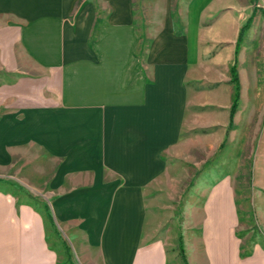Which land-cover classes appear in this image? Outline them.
<instances>
[{
  "label": "crops",
  "instance_id": "1",
  "mask_svg": "<svg viewBox=\"0 0 264 264\" xmlns=\"http://www.w3.org/2000/svg\"><path fill=\"white\" fill-rule=\"evenodd\" d=\"M94 1L0 0V264H264V0H209L229 2L213 41L230 91L208 101L226 124L198 139L183 136L189 37L173 35L174 0L159 31L151 0L139 22L133 0ZM196 140L225 148L195 186L181 256L158 236L173 208L157 195L189 174L166 161L189 162Z\"/></svg>",
  "mask_w": 264,
  "mask_h": 264
},
{
  "label": "rangeland",
  "instance_id": "2",
  "mask_svg": "<svg viewBox=\"0 0 264 264\" xmlns=\"http://www.w3.org/2000/svg\"><path fill=\"white\" fill-rule=\"evenodd\" d=\"M94 2L96 5V0ZM133 2L135 4L136 19L139 22L140 9L143 10V6L147 1L133 0ZM228 3L226 1L210 2L209 0H187L186 2L174 0L172 2L173 35L181 37L187 34L189 37V64L183 84L189 91L190 104L187 112V126L183 132L184 137H190L191 139L208 137L211 132H216L227 122L222 110H217L208 101L210 96H215V94L220 97L221 101H224L226 91H230L226 82L229 78L227 66L224 63L215 62L214 59L222 50V45L213 41L216 35H219V26L215 23L216 14L214 10L218 9L220 5ZM141 4L142 7L140 8ZM167 7V0H151L148 4V8L152 10L153 16L156 17L157 25L155 29H158V31L161 29ZM96 8L100 10L98 5ZM152 35H155V32ZM217 57L219 62H225L224 59L229 57V52H223ZM209 132L210 135H208ZM200 145L197 140L190 143L189 162L176 158H169L166 161L169 166H174V169L177 167L184 168V170L188 169L189 174L181 176L175 170L172 178L173 188L166 195V201L165 198L162 199V194L157 195L159 204H166L168 209L169 207L173 208L172 211L170 210L172 220L167 218L165 224L158 227V236L166 234L167 237H172L175 239L177 247L179 245L177 238L180 235H186L189 231L192 232L193 228L195 229L192 225L193 222H191L192 216L199 210H193V207L197 206L196 208H198L203 202L202 195L194 193L195 186L209 167H217L225 148L224 145L221 148L222 151L199 153L198 147ZM174 148L180 150L182 148L180 142H176ZM187 207L190 210H187ZM185 213H189L190 217L187 220L190 223L187 222ZM244 221L246 223V220ZM238 232L240 234V230Z\"/></svg>",
  "mask_w": 264,
  "mask_h": 264
},
{
  "label": "trees",
  "instance_id": "3",
  "mask_svg": "<svg viewBox=\"0 0 264 264\" xmlns=\"http://www.w3.org/2000/svg\"><path fill=\"white\" fill-rule=\"evenodd\" d=\"M230 84L234 86V98H233V103L230 109V114H229V128L231 126V119L236 111V107H237V101H238V96H239V84H238V76H237V71H236V65H232L230 67ZM225 141L223 142V144L221 145V148L224 146ZM179 248H180V254L181 256H183V250H182V246L180 243V238H179Z\"/></svg>",
  "mask_w": 264,
  "mask_h": 264
},
{
  "label": "built area",
  "instance_id": "4",
  "mask_svg": "<svg viewBox=\"0 0 264 264\" xmlns=\"http://www.w3.org/2000/svg\"><path fill=\"white\" fill-rule=\"evenodd\" d=\"M262 8H263V10H264V5H263V7H262Z\"/></svg>",
  "mask_w": 264,
  "mask_h": 264
}]
</instances>
